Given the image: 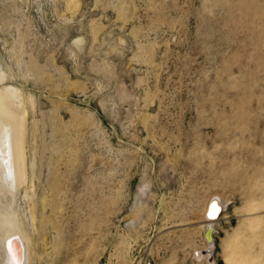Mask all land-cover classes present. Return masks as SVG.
Here are the masks:
<instances>
[{
	"label": "rangeland",
	"instance_id": "rangeland-1",
	"mask_svg": "<svg viewBox=\"0 0 264 264\" xmlns=\"http://www.w3.org/2000/svg\"><path fill=\"white\" fill-rule=\"evenodd\" d=\"M0 78L29 264H264V0H0Z\"/></svg>",
	"mask_w": 264,
	"mask_h": 264
},
{
	"label": "bare ground",
	"instance_id": "bare-ground-1",
	"mask_svg": "<svg viewBox=\"0 0 264 264\" xmlns=\"http://www.w3.org/2000/svg\"><path fill=\"white\" fill-rule=\"evenodd\" d=\"M81 42V39L75 40L77 44ZM1 80L2 78L0 82ZM26 116L27 110L24 108V98L20 91L6 83H0V245L2 251L0 264H29L30 262L31 242L24 230L20 209L15 202L21 187L26 186L28 182L24 155ZM25 198L27 199L28 196ZM221 212L222 205L218 200H214L207 212L208 221L217 220ZM255 213L254 208H251L247 216H253ZM204 227L206 231L210 229L205 237L209 247L200 255H208V263L213 264L211 255L213 225L207 224ZM236 255L235 252L228 253L224 257L223 264H246L243 261L244 257L242 260L239 255L238 257Z\"/></svg>",
	"mask_w": 264,
	"mask_h": 264
},
{
	"label": "water",
	"instance_id": "water-1",
	"mask_svg": "<svg viewBox=\"0 0 264 264\" xmlns=\"http://www.w3.org/2000/svg\"><path fill=\"white\" fill-rule=\"evenodd\" d=\"M210 232V229H208L207 231H206V233H205V236L207 237V235H208V233ZM209 242H211V240H208ZM211 255H212V253H211ZM216 264H222V263H216Z\"/></svg>",
	"mask_w": 264,
	"mask_h": 264
}]
</instances>
